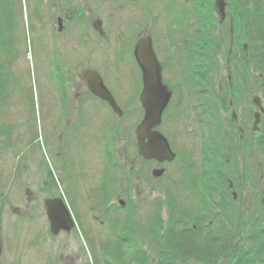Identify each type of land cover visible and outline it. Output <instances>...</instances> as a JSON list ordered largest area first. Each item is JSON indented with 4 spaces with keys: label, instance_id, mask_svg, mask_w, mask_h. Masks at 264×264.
<instances>
[{
    "label": "rangeland",
    "instance_id": "obj_1",
    "mask_svg": "<svg viewBox=\"0 0 264 264\" xmlns=\"http://www.w3.org/2000/svg\"><path fill=\"white\" fill-rule=\"evenodd\" d=\"M227 1V19L220 26L214 0H0V121L15 129L10 133L4 128V141L17 150L16 155L21 156L23 167L19 172L9 171V165L16 159L11 148L5 159L0 157V264H125V261L129 264H250L255 260L259 244L249 237L251 233L248 234L247 230L254 220H262V215L257 218L255 214L263 208L259 204L261 196L258 191L264 185V180H259L264 173V165L259 166L264 162V121L261 134L252 133L250 128L255 110L252 97L259 94L264 99V66L258 65L251 57L259 44L255 45L240 21L234 22L232 18L236 10L240 12L241 4L250 5L251 10L252 3L250 0ZM58 17L65 18L61 35L52 32L58 28ZM98 20L102 21L104 37H99L94 30L95 25L100 28ZM231 24L234 26L233 46ZM81 35H84V42L79 40ZM147 35L157 42L158 54L169 78L177 79L180 84L184 76L193 78L190 68L195 67L197 71L192 73L195 77L199 71L210 74L209 82L214 90L219 88L221 91L213 90L215 98L210 94L204 99L210 110L204 118L212 122L202 125L198 123L197 97L191 92L192 101L187 103L186 111L192 125L189 123V130L185 131L177 120L171 125L168 137L170 141H176L175 150L191 141L193 147L191 150L185 147L176 162L162 166L166 173L160 181L146 175L147 170L159 166L138 158L135 127H129L143 117L138 102L139 90L129 97L128 110L123 118H115L118 127L127 125L128 130L111 134L112 147L110 136L104 134L111 121L103 113L100 117L96 113L92 116V126L85 124L83 128L91 126L90 133L79 144L82 127L71 128L69 134L67 130L69 125H75L74 121L81 118L84 111L69 114L68 128L64 131L61 125L56 133L52 127L57 119L50 118L47 109L48 61L54 49L56 57H66L69 61L76 59L81 49V56L95 51L93 57L97 60L100 57L101 66L106 67L107 61H112L117 67V76L123 75L118 80V87L123 91L137 84L139 74L134 69L132 75L127 76L128 65L133 60L135 44ZM244 43L249 44L248 59H245ZM83 47L87 49L83 50ZM113 49L117 54L115 60L111 59ZM92 60L85 67L72 68V74H79L82 68L98 69ZM78 61L70 66L80 65L82 60ZM109 71L106 69L105 73L113 82L117 76ZM180 88L184 95H189L192 89ZM174 99L177 100V94ZM212 105L215 107L210 109ZM179 109L181 114L183 108ZM100 111L109 113L107 109ZM233 113L238 116L237 122L232 120ZM239 128L246 131L247 138L243 141L238 136ZM41 137L42 143L44 141L46 145L47 142L46 148L57 156L51 158L53 169L58 172L61 164L68 163L71 153L74 169L80 174L81 180L77 184L81 185L82 191L67 184L56 191L57 195L68 192L66 197L77 213L80 233L73 236L54 237L50 232L46 233L45 220H37L44 215L43 204L49 197L37 191L46 175L41 169L47 168L45 154L38 148ZM205 143L209 152L212 153L213 148L216 150L214 156L205 153ZM113 153L119 169L121 165L131 167L135 173L141 174L140 179L131 183L127 194L126 183L119 179L117 184L118 176L111 170L106 189L101 188L98 195L89 198L87 192L105 184V162L113 158ZM36 155L42 159L37 161ZM212 177L214 199L202 205L206 200L204 183H209ZM229 181L233 182L237 192V202L232 200ZM29 194L35 196V202L29 203ZM79 194L82 198L78 197ZM256 194L258 200L254 203ZM175 195L177 204L173 210L168 209V197ZM120 199L127 201L124 208L118 207ZM158 199H166V202L152 216V205ZM105 202L107 207L110 206L107 210L97 209ZM131 206L138 212L129 213ZM12 207L19 208L26 217L18 220V216L11 212ZM177 211L181 212L179 218L187 220L193 213L195 217L187 223L177 224ZM242 211L244 223L240 220ZM204 212L210 215L207 220H202L206 216L202 214ZM145 213L150 217L145 218ZM94 216H97L96 220H93ZM154 220H158L161 227L157 223L152 228ZM238 222L242 224V230L234 243L241 242L242 245L234 252L231 250L229 255L233 245V242L229 245L225 241L229 230H216ZM41 225L44 234L40 237L38 229ZM255 226L256 232L264 236V223L256 222ZM186 227L191 233L182 237L177 230ZM218 237L222 242L216 244L213 238ZM170 238L173 240L169 242ZM15 241L20 250L12 247ZM144 244H147V250L140 261L135 255L144 253Z\"/></svg>",
    "mask_w": 264,
    "mask_h": 264
},
{
    "label": "water",
    "instance_id": "obj_2",
    "mask_svg": "<svg viewBox=\"0 0 264 264\" xmlns=\"http://www.w3.org/2000/svg\"><path fill=\"white\" fill-rule=\"evenodd\" d=\"M227 5L225 0H215L217 12L223 19L226 16L225 11ZM135 57L143 75L144 88L140 100L146 111L145 119L137 130L140 154L146 159H157L161 162L165 160L172 161L175 155L172 154L167 140L159 132L153 131L154 128L161 124L163 112L171 99L172 93L168 87L163 84L162 69L153 51L150 37L138 42L135 48ZM89 79L90 81H88L92 92L103 100L108 101L112 108L121 115L118 106L110 93L103 86L101 80H98V77L94 75ZM254 103L261 109V113L257 112L255 114V125H257L261 121V114L264 110L261 99H259L258 96L254 97ZM146 139L149 140L148 143L145 142ZM161 173L162 172L157 175ZM46 209L52 221L54 233H58L61 229H65L66 225V228L70 230L69 223L71 220H68V218H70L69 213L62 204L55 207L51 204H47Z\"/></svg>",
    "mask_w": 264,
    "mask_h": 264
},
{
    "label": "flooded vegetation",
    "instance_id": "obj_3",
    "mask_svg": "<svg viewBox=\"0 0 264 264\" xmlns=\"http://www.w3.org/2000/svg\"><path fill=\"white\" fill-rule=\"evenodd\" d=\"M56 22H57L56 24L59 27V18H57ZM61 25H62V22H61ZM63 28L64 27L62 25V30ZM71 64L73 63L66 62L64 58L58 59L56 62H53L51 81H50V87H49V92H48V102L49 103L47 105V108L51 116L54 119H57L55 120L56 123H54L55 127H52V129L55 130L56 133L60 131L61 125L64 131L68 128V118L67 117L70 113L73 112L72 114H74L75 112V113L81 114L80 110L84 111L83 115L80 116L81 118L74 121V123L76 122L75 125L74 126L69 125V128L67 130L68 132L67 134H69L71 128H74L76 126L82 127L83 132L80 134V138L78 139V142H80L83 137L82 135H84V137H87L86 134L90 133V129L92 126V116L95 115L96 113L98 117H100L102 113H106L103 111L101 112L100 111L101 109H104V110L107 109L108 111H111V108L106 102H103L101 99H99L92 93L91 88H90L89 78H88L89 81H87L81 72L79 74L77 73L72 74L73 67L70 66ZM104 82L110 88V83L106 80H104ZM85 108L86 110H84ZM85 124H89V125L91 124V126L83 128ZM64 131H62L61 133V138H62V134L64 133ZM104 131L105 133H108L107 132L108 130L105 129ZM29 196H30L28 198L29 203L36 201L34 200L35 196L31 197L32 194H29ZM24 217L25 216L23 215L19 216V218H24ZM74 218L75 220H78L77 217H74ZM241 225L242 224L238 222L234 224V226L225 228L229 230L227 233V236L225 237V241L227 240L228 244L233 242L232 248L230 247L229 252H228L229 255L231 254V250H233L234 252L237 249H239V247L242 245L241 242L236 243V244L234 243L235 239L240 237V233L242 230ZM73 232L74 230L69 234L65 232H62L60 234L74 235Z\"/></svg>",
    "mask_w": 264,
    "mask_h": 264
},
{
    "label": "trees",
    "instance_id": "obj_4",
    "mask_svg": "<svg viewBox=\"0 0 264 264\" xmlns=\"http://www.w3.org/2000/svg\"><path fill=\"white\" fill-rule=\"evenodd\" d=\"M252 3V9L249 10L250 5L241 4L242 8L236 10V14L232 15L234 22L242 24V29L255 41V45L258 43L257 52L252 53V60L254 58L256 62L261 66H264V0H250Z\"/></svg>",
    "mask_w": 264,
    "mask_h": 264
}]
</instances>
